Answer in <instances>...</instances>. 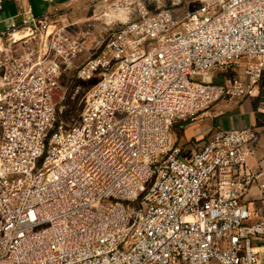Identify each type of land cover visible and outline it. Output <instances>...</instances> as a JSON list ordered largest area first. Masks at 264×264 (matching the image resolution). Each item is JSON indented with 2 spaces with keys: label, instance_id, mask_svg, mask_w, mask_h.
<instances>
[{
  "label": "built area",
  "instance_id": "2783aa9c",
  "mask_svg": "<svg viewBox=\"0 0 264 264\" xmlns=\"http://www.w3.org/2000/svg\"><path fill=\"white\" fill-rule=\"evenodd\" d=\"M9 1L0 264H264V215L246 200L264 120L191 154L174 138L219 102L264 115V0H91L83 26L64 11L79 0L41 15L0 0V13ZM69 72L95 81L71 123L56 97Z\"/></svg>",
  "mask_w": 264,
  "mask_h": 264
},
{
  "label": "crops",
  "instance_id": "0c3cea01",
  "mask_svg": "<svg viewBox=\"0 0 264 264\" xmlns=\"http://www.w3.org/2000/svg\"><path fill=\"white\" fill-rule=\"evenodd\" d=\"M55 1L56 0L48 2L53 3ZM21 2L26 4L28 0H22ZM29 3L31 4V0H29ZM6 4L9 11L12 5L17 7L15 2L9 1ZM54 9H51L50 11H53ZM2 27L3 25L0 26V28ZM256 105L257 101L250 99L234 103L219 102L204 113L198 120L189 122L184 126L183 135H185V138L183 139L197 140V148L194 149L197 150L204 143L205 139L218 129L238 128L248 124L261 125L264 120V115L256 113ZM221 117H224L225 123L227 122L229 127L221 126ZM185 143V141H182V143L179 144L184 145ZM248 163L253 171L261 173L260 182L264 181V132L260 136L259 145L255 155L248 160ZM260 182H256L251 187L246 195V200L255 213L264 215V190L260 187ZM254 246L259 252L261 261L264 262V237L256 239L254 241Z\"/></svg>",
  "mask_w": 264,
  "mask_h": 264
},
{
  "label": "rangeland",
  "instance_id": "374dc122",
  "mask_svg": "<svg viewBox=\"0 0 264 264\" xmlns=\"http://www.w3.org/2000/svg\"><path fill=\"white\" fill-rule=\"evenodd\" d=\"M67 0L61 1L56 0L53 3L48 2V0H31V4L33 6L34 12L36 14H44L51 9H63L67 5ZM181 7V6H179ZM18 8L13 6L11 7L10 11L7 8V4L5 6V11L0 13V26L4 25L3 19L13 16L18 13ZM93 9V3L91 0H79L76 4L73 6H70L69 8H65L64 11L67 13L69 17L72 19L80 20L81 25L83 26V23L86 22V19L89 18V16L92 14ZM178 9V7H177ZM102 24H95V27L97 28V32L100 33V29ZM94 53V50L91 52ZM89 53L85 52L82 54V56L77 61V64L82 63L85 58L88 56ZM234 72L232 70L228 71V73ZM220 76V75H219ZM81 84V90L80 92H76V86L78 84ZM95 83V81H79L74 78L73 74L71 72L64 75L60 89L56 93V97H59L61 95V98L59 100V106H60V117L64 119L67 123H71L74 120H77L80 114V111L82 110V107L84 105V99L86 96V92L88 91L89 87L92 86ZM221 126L223 127H229L227 122L225 123L224 117H221ZM189 122H184L181 125H178L174 129V138L176 142L182 143V141H185L186 143L184 146L185 153H192L195 148H197V140L195 139H183L185 138V135H183L184 132V126L187 125Z\"/></svg>",
  "mask_w": 264,
  "mask_h": 264
}]
</instances>
